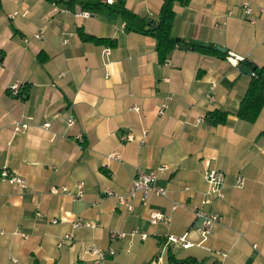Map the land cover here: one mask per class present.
Listing matches in <instances>:
<instances>
[{
  "label": "crops",
  "instance_id": "crops-1",
  "mask_svg": "<svg viewBox=\"0 0 264 264\" xmlns=\"http://www.w3.org/2000/svg\"><path fill=\"white\" fill-rule=\"evenodd\" d=\"M94 2L0 0V171L26 183L21 189L0 182V264H96L86 253L93 245L113 253L108 264H172L170 257L264 264V108L252 123L237 116L252 76L227 61L233 55L264 67V12L255 11L250 23L240 10L243 2L264 10V0L174 2L171 36L182 45L163 62L156 40L143 32L157 25L164 0L88 5ZM14 84L21 85L18 97L8 92ZM167 96L173 100L159 116ZM217 111L227 117L214 126L208 115ZM17 122L28 130L15 133ZM125 135L133 141L122 142ZM159 168L165 171L156 185L165 198L152 195L146 206L135 200L127 214L105 194L110 188L125 195L138 169ZM208 169L225 175L224 197L208 206L221 221L202 238L191 211L170 208L204 200ZM78 183L81 200L50 193ZM153 212L171 222L151 225ZM77 220L96 227L73 230ZM110 232L126 238L111 240ZM69 233L72 242L58 248ZM169 236H186L192 247L173 250Z\"/></svg>",
  "mask_w": 264,
  "mask_h": 264
},
{
  "label": "built area",
  "instance_id": "built-area-1",
  "mask_svg": "<svg viewBox=\"0 0 264 264\" xmlns=\"http://www.w3.org/2000/svg\"><path fill=\"white\" fill-rule=\"evenodd\" d=\"M107 5H112L113 0H106ZM242 17L246 20H249L250 23H254L255 20L253 19V14L255 11L258 13L264 12L262 8H254L251 6L248 2H243L240 6ZM227 16H232V12H229ZM82 17H89L87 13H83ZM216 28H220V26L216 25ZM35 39L40 40L43 38L41 32H37L33 36ZM68 41L64 40V44H67ZM110 54V49L106 48L103 51V55L107 57ZM227 61L230 63H233L235 65L240 64L242 62H245L243 58L230 55L227 57ZM167 64V62H166ZM63 75H61L62 77ZM214 88V85L211 89ZM21 85L20 84H14L12 85L8 92L9 95L12 97H18L20 93ZM209 100H212L210 96H208ZM173 98L171 96H167L159 106L157 110V114L159 116L163 115L165 111L168 109V106L170 102H172ZM132 111H137L138 108L133 107L131 109ZM67 127L74 126V119L71 115L67 116L66 119ZM28 124L26 122H17L14 125V132L23 134L28 130ZM44 128L48 129L50 127V124H45L43 126ZM132 135H125L121 138L122 142H131L133 141ZM80 141H82L80 139ZM142 142H140V145L142 146ZM109 160H116L119 161L120 157L117 154H111L108 157ZM165 171V168H159L156 171L152 172H145L141 169H138L136 172V176L132 182L131 188L129 192L125 195H117L114 193V191L110 188H105V194L109 197H113L116 199L117 204L119 207H121L127 214H131L134 211L133 208V202L135 200H139L143 206L147 205L148 199L150 196H157L165 198L167 196V191L163 188H160L156 185L157 177L160 172ZM205 182L207 185V191H206V197L204 200L198 205L193 208H190L185 203H179V202H173L171 204V212L174 213L176 211L182 210V211H191L196 219L200 220L201 225L199 228V235L202 238L210 237L215 230V227L220 223L221 217L213 212H210L207 208L210 206L214 200H221L223 199V186L225 182V175L222 172H219L217 170L208 169L205 172ZM0 182H5L13 186H17L21 189L26 188V183L23 178H20L18 176L12 175L7 170H1L0 171ZM245 180L242 177H238L235 181V188L241 189L244 185ZM50 193L52 195H66L70 196L71 198L75 200H81L84 195V184L78 183L75 185L74 190H71L70 188L66 186H62L60 188H51ZM171 222V219L167 216H164L160 212H153L149 215V223L151 225H156L159 223L163 224H169ZM55 223V221L53 222ZM96 227V224L94 223H88L83 222L82 220H77L72 224L73 230H78L81 228H90L93 229ZM109 236L111 240H117V239H124L126 238V234L118 233V232H110ZM73 234L69 233L64 235L58 242L57 247L61 248L65 244L72 242L73 240ZM167 244L172 248L173 250H181V249H189L192 247V244L187 241L186 236L177 237V236H169L167 238ZM87 255L90 256L96 264H108V256L112 255V252H105L98 248L97 246H90L87 251ZM12 262H15L14 259L11 258Z\"/></svg>",
  "mask_w": 264,
  "mask_h": 264
},
{
  "label": "trees",
  "instance_id": "trees-1",
  "mask_svg": "<svg viewBox=\"0 0 264 264\" xmlns=\"http://www.w3.org/2000/svg\"><path fill=\"white\" fill-rule=\"evenodd\" d=\"M99 0H95L94 3L88 4L93 7L100 5ZM176 1H187V0H164L159 13V20L155 28L144 31V34L150 35L156 40L157 52L160 61L163 62L169 54L177 47L181 46L179 39L171 36V26L174 19L173 4ZM82 36V35H81ZM84 40H93L85 35L82 36ZM99 42L98 40H96ZM104 42V41H103ZM112 45V44H111ZM193 49L199 50L205 53L210 52L207 49H203L200 46H192ZM245 62L240 63L243 65ZM252 80L249 84L247 92L241 102L237 116L247 122H254L262 108H264V67L257 68L253 73ZM227 114L224 112H213L208 115V120L212 125L224 124L226 121ZM172 264H189V262H175L170 257Z\"/></svg>",
  "mask_w": 264,
  "mask_h": 264
},
{
  "label": "water",
  "instance_id": "water-1",
  "mask_svg": "<svg viewBox=\"0 0 264 264\" xmlns=\"http://www.w3.org/2000/svg\"><path fill=\"white\" fill-rule=\"evenodd\" d=\"M152 27L154 28L155 27V23L152 22ZM203 47L207 48L208 46L207 45H203ZM216 51L220 52V53H226V50L224 49H221L220 47H216L215 48ZM240 71L243 73V74H246L248 76H253L254 74V71H255V66L251 65V63L249 62H245L242 67L240 68Z\"/></svg>",
  "mask_w": 264,
  "mask_h": 264
}]
</instances>
